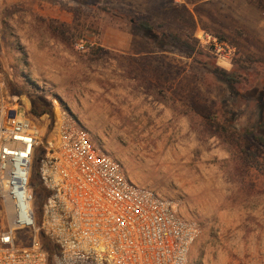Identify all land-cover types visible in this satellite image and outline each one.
Wrapping results in <instances>:
<instances>
[{
	"label": "rangeland",
	"instance_id": "374dc122",
	"mask_svg": "<svg viewBox=\"0 0 264 264\" xmlns=\"http://www.w3.org/2000/svg\"><path fill=\"white\" fill-rule=\"evenodd\" d=\"M145 20L165 41L150 44ZM241 65L247 79L233 86L213 71ZM0 73L51 112L21 101L19 117L44 128L57 101L134 184L175 203L198 230L188 264H264V148L248 160L212 120L241 133L261 119L264 0H0Z\"/></svg>",
	"mask_w": 264,
	"mask_h": 264
},
{
	"label": "built area",
	"instance_id": "2783aa9c",
	"mask_svg": "<svg viewBox=\"0 0 264 264\" xmlns=\"http://www.w3.org/2000/svg\"><path fill=\"white\" fill-rule=\"evenodd\" d=\"M198 37L220 59L235 53ZM19 105L0 73V264H50L43 236L52 264H188L198 230L172 200L134 184L57 101L44 128Z\"/></svg>",
	"mask_w": 264,
	"mask_h": 264
},
{
	"label": "trees",
	"instance_id": "16d2710c",
	"mask_svg": "<svg viewBox=\"0 0 264 264\" xmlns=\"http://www.w3.org/2000/svg\"><path fill=\"white\" fill-rule=\"evenodd\" d=\"M139 26L143 30L145 37L148 38V41L150 42V44L154 45L157 42L159 43V42L165 41V38L159 37L160 34H156L155 28L148 21L145 20V21L140 22ZM173 38L177 40L178 42H180L177 36H173ZM182 45H186L187 47L190 48L189 44L182 43ZM93 51L100 53L102 51V48L95 45L93 46ZM241 60L244 63H247L250 61L249 58H243ZM213 71L219 78H221L223 81L227 82L228 84L232 86L245 81L248 75V73L245 74L246 68L243 67L242 65L239 66L236 70L234 69L231 71L216 66L213 69ZM12 94L16 97L21 96V94H15L14 92ZM31 113L33 115L40 117L44 114H50L51 112L46 108L39 109L37 107H33L31 109ZM212 120L215 121L213 125V129L221 134H224V135L228 134L230 141L236 147V149H238V152L242 154H246L248 156V160L250 159L253 160L257 158L258 155L252 150L255 148L256 145H260V147L264 148V112L261 116L260 121L257 123L255 129L243 130L241 133L233 131L231 128H228L225 123L221 122L220 115L217 113H213ZM36 161H38V159H36ZM36 176H34V178ZM33 179H32V184H34L35 182L33 181ZM40 191H41V188L39 186L35 187V193L37 196L39 195ZM42 240H43L44 246L47 248L49 252L50 264H52L51 260L55 254V248L53 244L50 242V240L47 239V237L43 236Z\"/></svg>",
	"mask_w": 264,
	"mask_h": 264
},
{
	"label": "crops",
	"instance_id": "0c3cea01",
	"mask_svg": "<svg viewBox=\"0 0 264 264\" xmlns=\"http://www.w3.org/2000/svg\"><path fill=\"white\" fill-rule=\"evenodd\" d=\"M18 99L20 100V102L22 101L26 105V108L28 111L31 109L32 104L28 99H26L25 97H23L22 100H21V97H18ZM27 103H28V105H27Z\"/></svg>",
	"mask_w": 264,
	"mask_h": 264
}]
</instances>
